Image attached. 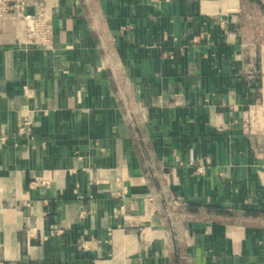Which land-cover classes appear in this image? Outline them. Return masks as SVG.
Segmentation results:
<instances>
[{"label":"crops","instance_id":"crops-1","mask_svg":"<svg viewBox=\"0 0 264 264\" xmlns=\"http://www.w3.org/2000/svg\"><path fill=\"white\" fill-rule=\"evenodd\" d=\"M41 6L51 49L0 33V264H264V0Z\"/></svg>","mask_w":264,"mask_h":264},{"label":"built area","instance_id":"built-area-1","mask_svg":"<svg viewBox=\"0 0 264 264\" xmlns=\"http://www.w3.org/2000/svg\"><path fill=\"white\" fill-rule=\"evenodd\" d=\"M30 0H0V33L4 29L8 20H15L19 23V35L29 44L45 49L53 46L54 28L49 12L40 7L37 12L27 11ZM30 120H25L20 128L21 133H32ZM5 137L0 138V143L5 141ZM41 180L37 179L35 185Z\"/></svg>","mask_w":264,"mask_h":264},{"label":"trees","instance_id":"trees-1","mask_svg":"<svg viewBox=\"0 0 264 264\" xmlns=\"http://www.w3.org/2000/svg\"><path fill=\"white\" fill-rule=\"evenodd\" d=\"M209 211H212L214 213L221 214V215H229L230 214V212L228 210H225V209L219 208V207L210 206Z\"/></svg>","mask_w":264,"mask_h":264}]
</instances>
